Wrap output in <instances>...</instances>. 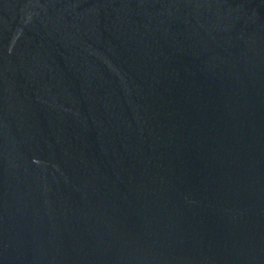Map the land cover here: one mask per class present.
I'll use <instances>...</instances> for the list:
<instances>
[{"label": "water", "instance_id": "1", "mask_svg": "<svg viewBox=\"0 0 264 264\" xmlns=\"http://www.w3.org/2000/svg\"><path fill=\"white\" fill-rule=\"evenodd\" d=\"M0 264H264V0H0Z\"/></svg>", "mask_w": 264, "mask_h": 264}]
</instances>
